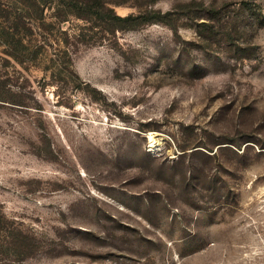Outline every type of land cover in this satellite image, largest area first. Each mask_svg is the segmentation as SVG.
<instances>
[{
  "label": "rangeland",
  "instance_id": "374dc122",
  "mask_svg": "<svg viewBox=\"0 0 264 264\" xmlns=\"http://www.w3.org/2000/svg\"><path fill=\"white\" fill-rule=\"evenodd\" d=\"M0 264H264V0H0Z\"/></svg>",
  "mask_w": 264,
  "mask_h": 264
},
{
  "label": "trees",
  "instance_id": "16d2710c",
  "mask_svg": "<svg viewBox=\"0 0 264 264\" xmlns=\"http://www.w3.org/2000/svg\"><path fill=\"white\" fill-rule=\"evenodd\" d=\"M109 13H110V15H112V18L114 20H117V21H120V22H127V21L131 20L130 16H128V17H120V16L115 15L111 10H109Z\"/></svg>",
  "mask_w": 264,
  "mask_h": 264
},
{
  "label": "bare ground",
  "instance_id": "6f19581e",
  "mask_svg": "<svg viewBox=\"0 0 264 264\" xmlns=\"http://www.w3.org/2000/svg\"><path fill=\"white\" fill-rule=\"evenodd\" d=\"M151 143H152V145H153V144H155V141H154V140H151Z\"/></svg>",
  "mask_w": 264,
  "mask_h": 264
}]
</instances>
